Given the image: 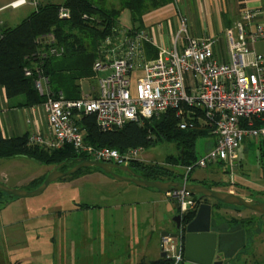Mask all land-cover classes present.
Wrapping results in <instances>:
<instances>
[{"label": "built area", "instance_id": "2783aa9c", "mask_svg": "<svg viewBox=\"0 0 264 264\" xmlns=\"http://www.w3.org/2000/svg\"><path fill=\"white\" fill-rule=\"evenodd\" d=\"M258 12L257 8L245 6L240 10L239 20L224 31L225 60L215 55L218 38L206 34L189 36L184 17L172 36V47L157 45V56L151 60L144 55V43L154 44L148 31L136 30L116 39L107 36L101 46L102 57L93 68L108 73L97 78L93 97L54 98L49 94L47 77L37 71L34 86L39 94L46 95L42 106L48 135L33 133L28 136L29 142L49 149L70 145L85 158L129 165L138 160L136 156L143 148L120 152L107 146H94L85 140V132L78 124L80 119L92 114L100 130H112L128 121L139 123L173 110L180 120L179 127L184 129L194 125L193 121L184 120L185 109L192 108L191 112L201 110L214 126V143L194 165L180 166L184 170L179 181L186 184L188 174L196 166L204 168L221 162L235 183L240 143L246 137L255 141L264 139V55L251 46L256 39L264 38V24L255 21ZM58 15L68 18L69 8L61 6ZM181 37L184 43L179 49ZM45 39L50 42L52 35ZM62 52L63 47L50 46L46 54ZM135 72L140 74L132 78ZM30 74L31 70L25 69V75ZM165 195L175 200L180 215L195 211L201 203L185 189H172ZM160 246L166 257L177 264L181 256L176 254V240L162 236Z\"/></svg>", "mask_w": 264, "mask_h": 264}, {"label": "rangeland", "instance_id": "374dc122", "mask_svg": "<svg viewBox=\"0 0 264 264\" xmlns=\"http://www.w3.org/2000/svg\"><path fill=\"white\" fill-rule=\"evenodd\" d=\"M33 1L27 0L29 3L19 7L3 8L0 11V24L7 26L18 24L34 10ZM35 1L44 4L58 3L61 0ZM178 1L175 2L176 6L182 9L183 4ZM109 3L118 7L117 0H109ZM186 18L188 19L186 29L192 28L197 31L196 16L188 14ZM132 23L129 11L122 10L118 16L119 26L129 28ZM133 24L134 27H138V23ZM220 49L226 55L224 44L220 45ZM136 77V73L132 75V78ZM82 87L83 91L88 92L89 84L86 85L84 82ZM213 140V136L197 139L195 145L197 158L204 156L211 149ZM172 154H176L173 143L155 142L138 153L136 157L143 162L154 161L164 164V159ZM237 155L241 164L235 168L237 175H244L247 180L255 184H264L263 144L246 137L240 143ZM51 168V165H44L24 156L0 158V173L4 175L0 178H7L6 184L11 188L34 189L37 186L31 183V180L39 175L42 177ZM95 170L100 171L92 167L88 172ZM216 171L219 172L217 176L213 174ZM218 176L221 179L219 187L229 186L236 193L244 194L240 186L234 188L235 183L231 181L230 173L223 164H208L204 168L196 166L190 172V180L204 181L206 186H211L212 181ZM73 178L77 177L53 181L43 192L33 196L8 200L7 194L0 191V264H138L141 261L140 252L143 250V244L149 238L150 245L153 246L156 237H159L161 226L162 230L168 233L173 232L172 219L177 210L174 199L161 197V199L165 198L166 200L163 201L168 204H173V215L165 211L162 219L154 216L149 223L142 222L139 221L143 214L142 210H149L152 205L140 202L147 201L145 194L137 195L127 192L125 186L130 183L103 178L101 174L68 183ZM17 181H21V184H16ZM60 182L66 183L60 185ZM111 186L117 187L119 194L117 190L113 192L109 190ZM153 189L150 188V190ZM158 194L164 196L161 191ZM254 198L261 201L264 197L255 194ZM207 199L216 201L212 198ZM137 200L139 202L136 204L134 201ZM109 202L120 207L116 210L119 219L112 218L111 211L114 207L106 206ZM122 202H129L130 206H125ZM96 204H102L103 207L100 209L94 206ZM162 207L161 203H157L155 208L161 211ZM213 216H215L214 213ZM262 218L264 220V216ZM243 219L247 220L246 217L236 220L238 223L234 224V228L244 227L245 225H240ZM262 222L260 219H255L250 225H246L249 239L255 237L260 227L264 228L261 225ZM262 236L264 238V233ZM141 242H143L142 245ZM148 255L152 258L151 253ZM234 264H264V245L260 242V238L257 245L251 242L241 248Z\"/></svg>", "mask_w": 264, "mask_h": 264}, {"label": "trees", "instance_id": "16d2710c", "mask_svg": "<svg viewBox=\"0 0 264 264\" xmlns=\"http://www.w3.org/2000/svg\"><path fill=\"white\" fill-rule=\"evenodd\" d=\"M171 1L117 0L118 7L111 5L109 0H61L58 3L38 4L36 9L18 24L14 26L0 24V86H3L8 97L24 95V105L42 104L46 95L39 94L34 86L36 72L41 71L47 77L49 94L54 98L60 95L65 98H79L63 95L67 89L66 84L68 86L72 84L73 89L78 91V80L93 77L100 72L93 66L95 61L102 57L100 52L104 39L107 36L114 39L124 37L142 29L141 22L145 13ZM61 6L69 8L68 18L59 17L58 11ZM125 9L129 11L131 21L138 23V27H134L133 23L129 28L119 26L118 16ZM48 35H52L50 42L45 41ZM50 46H61L63 52L59 55L46 54ZM144 50L148 58H150L148 53L151 52L153 55L152 52H155L149 46ZM25 69L31 70V74L25 75ZM185 110L184 120L193 121L194 125L184 129L179 127L180 120L173 110L145 118L139 123L128 121L122 127L112 130H100L92 114L83 116L78 124L84 130L88 143L94 146H107L120 152L129 148L145 149L155 142L173 143L176 154L168 155L163 161L164 164L133 160L129 162V166L147 180H176L182 173L174 167L194 165L197 160L195 150L197 139L213 136L214 130V126L203 117L201 110L195 112H191L192 108ZM259 141L264 147V139ZM19 156L51 167L63 163L62 168L72 166L84 158L70 145L49 149L29 142L27 135L4 137L0 133V158ZM88 169L80 168L66 178L78 177ZM45 176L46 174L34 178L31 183L38 186ZM199 183L205 185L204 181ZM208 187L212 188L210 185ZM196 197L200 202L208 201L205 197ZM6 198L14 197L7 195ZM215 202L218 206L222 205L218 201ZM193 215L194 211L187 212L185 221L191 219ZM138 264H173V260L165 256L149 261L141 260Z\"/></svg>", "mask_w": 264, "mask_h": 264}, {"label": "crops", "instance_id": "0c3cea01", "mask_svg": "<svg viewBox=\"0 0 264 264\" xmlns=\"http://www.w3.org/2000/svg\"><path fill=\"white\" fill-rule=\"evenodd\" d=\"M177 1L178 0H172L170 3L149 10L147 13L143 15L141 22V24L143 25L142 29L149 32V35L154 38V44H155L154 45L147 42L144 43V49L147 50V46H149L155 50V52H152L153 55L151 54V52L148 53L150 54L149 56L150 58H148L147 54L144 53L146 59L151 60L157 56L158 53L157 45L158 46L162 45L165 48L172 47L171 44L172 36L177 33L180 23V18L184 17L188 21V19L186 18L188 14L194 17L196 16L195 24L197 26L196 27L197 31H194L192 28L190 29L187 28L186 29L187 34L192 37H200L205 34L216 36L218 40L215 48V55L219 58V60H225L227 58V55L223 53L224 51L220 49L221 44H224V47L226 46L224 31L227 28L232 27L239 20L240 10L242 8H244L245 6L251 8H257L259 12L255 17V21L264 24V0H179L180 3L183 4L182 9L177 8L175 3ZM27 3H29L27 2V0H0V11H2L3 8L19 7ZM38 4H42V3H40V1H35V0L33 1L32 6H34V10L36 9V6ZM174 28H176L175 31ZM183 43H184V38L181 37L178 41L177 47L181 49ZM251 46L254 48V50L257 53L264 55V38L256 39L253 43H251ZM107 73L108 72H98L97 75H94L93 77H86L81 80H78L77 81L78 91L73 89L72 84H70L69 86L66 84L67 89L64 91L63 95L64 96L72 95L75 97H83V96L93 97L96 95V91H97V77L105 75ZM135 73L136 75L140 74L137 72ZM84 82L86 85L89 84L88 92L83 91L82 84ZM24 103H25L24 95L20 94L13 97H8L5 93V89L3 88V86H0V133L2 134V136L4 137H15L22 135L30 136L33 133L48 135L47 119L42 104L38 103L32 105H24ZM217 163L223 164L221 162H217ZM240 165H241L240 162H238L237 167ZM174 168L179 171L183 169L180 166ZM218 173H219L218 171L213 172V174L216 176L218 175ZM95 174H101L103 178L114 180L109 175H106L102 172L95 170L91 173L88 172L77 178H73L70 181H68V183H72L76 179L85 180L92 176H95ZM39 176H36L35 178ZM0 177H4V175L0 173ZM235 177L236 180H235L234 188L236 186H240L241 188H243L244 194L236 193V191L229 186H227V188L219 187L221 186L219 185L220 184L219 182L221 181L219 176L212 181L211 186L213 189L216 190L236 193L238 195L243 196L247 200L255 199L254 198L255 194L264 197V184H255L254 182L247 180V178L244 175H237V172L235 174ZM6 180L7 178L5 179L0 178V181L4 182L5 184L7 182ZM117 181L130 183L125 186L126 187L125 190L127 192H131L137 195L145 194L147 196L146 199L147 201H140V202L143 203L145 202L146 204L150 203L152 205L151 209L142 210L143 214L139 218V221L142 222L147 221V223H149L150 220L154 219V216H158L162 219L164 217L163 214L165 211H169L171 212V215H173L174 212L172 211L173 204L171 205L163 201L166 200L165 198L161 199V197H166L169 199V197H167L165 193H163L164 196H160V194H158L160 193V191H157V189L155 190V188L153 190H150V188L142 187L128 181H121V180H117ZM188 181L193 183V182H199L201 180H196V179L190 180V174H189ZM65 183L66 182H60V185H64ZM16 184H21V181H17ZM111 187H113V189ZM111 187H109L110 188L109 190H111L112 192L113 190H117L119 194V190L117 189V187L114 186ZM111 191L110 193H112ZM153 191H157V192H153ZM11 199H15V197ZM113 201L115 202V200ZM261 201H264V198ZM134 202L137 204L139 201L137 200ZM157 203L158 204L161 203L163 205L161 211H158L155 208ZM207 203L213 205L214 201L213 200L207 201ZM122 204H124L125 206H130L129 202H122ZM101 205L96 204L94 206L99 207L101 209L103 207ZM106 206L111 208L114 207L111 211V216L112 218L119 219L116 210L120 209V207H116L118 205L110 202ZM218 208H220L219 211L220 214L215 215V219L213 220V226L221 227L223 230H227V231H229L231 227L234 228V224L238 223L236 222V220L241 219V217H246L248 220V222H243V223L240 222V225L242 226L245 225L244 227L241 228L246 230V225L247 226L250 225V223L255 219L256 220L260 219V221L262 222L263 220L262 217L264 216V214H260L251 209H249L248 211H244L243 209L246 208H237L234 205L222 204V206H218ZM177 211L178 209L176 210V212ZM5 224H7L6 221ZM261 225L264 226V222H262ZM159 231H160L159 237H156L155 241L153 242V246L150 245L151 240H149V238L146 240L145 244H143L144 240L143 242H141V245L143 244V250L140 252V255L142 256L140 260L149 261L161 257L160 256L162 252L160 246L161 237H162L161 234L167 231L162 230V226L159 228ZM263 233H264V228L260 227L259 231L255 233V237L249 239L251 240L250 242H252V244L257 245V241L260 238V242L262 243V245H264V238L262 236ZM239 250L235 253L234 261L238 256ZM149 253L152 254V258L149 257L148 255Z\"/></svg>", "mask_w": 264, "mask_h": 264}, {"label": "water", "instance_id": "95a60500", "mask_svg": "<svg viewBox=\"0 0 264 264\" xmlns=\"http://www.w3.org/2000/svg\"><path fill=\"white\" fill-rule=\"evenodd\" d=\"M61 165L62 163L56 164L46 174L42 183L34 189L11 188L0 181V191L20 198L38 195L58 178L72 175L80 168L97 167L115 180L128 181L142 187L155 188L163 193L172 189H185L192 195L212 198L222 204L236 205L264 214V201L247 200L236 193L216 190L199 182L182 184L179 180H147L135 172L128 164L119 165L84 157L66 171L58 170ZM115 169L121 170L125 174H119L114 171ZM219 211L220 208H218L216 202L213 205L201 202L194 211L193 217L187 221L181 220L179 212H176L172 219L175 229L171 233L163 232L161 236H169L177 241L176 254L181 256L177 264H233L235 253L245 245V231L243 228L227 231L221 227L213 226V220L215 219L213 213L214 215L220 214ZM160 256L165 257L166 253L162 251Z\"/></svg>", "mask_w": 264, "mask_h": 264}, {"label": "flooded vegetation", "instance_id": "af4514ba", "mask_svg": "<svg viewBox=\"0 0 264 264\" xmlns=\"http://www.w3.org/2000/svg\"><path fill=\"white\" fill-rule=\"evenodd\" d=\"M106 162H108V163H113V162H110V161H106ZM77 164V163H76ZM64 164L62 163V165L60 166V167H58V170H60V171H66V170H68L69 168H71V167H73L74 165H72V166H69V167H67V168H62V166H63ZM54 167V166H53ZM52 167V168H53ZM51 168V169H52ZM89 169H91L92 167H88ZM97 168V167H96ZM89 169L87 170V171H85L83 174H81V175H84V174H86V173H88V171H89ZM97 169H99L100 171L99 172H102V173H104V174H106V175H109V174H107V173H105V172H103L100 168H97ZM97 171V170H96ZM115 172H118L119 174H124L121 170H118V169H115L114 170ZM91 173V172H90ZM66 176H69V175H66ZM66 176H63V177H61V178H58L57 180H59V179H67L66 178ZM110 176V175H109ZM111 177V176H110ZM56 180V181H57ZM186 215V214H185ZM185 215H180V217H181V220H184L185 221ZM182 216H184V217H182ZM180 220V219H179ZM173 228L175 229V226H174V223H173ZM173 229V230H174ZM239 229H241V227H239V228H233V229H229V230H239ZM244 231H245V245L243 246V248L248 244V243H251L250 241H249V237H247V233H246V230L244 229ZM177 242V241H176ZM181 245V244H180ZM233 264H234V262H233Z\"/></svg>", "mask_w": 264, "mask_h": 264}]
</instances>
